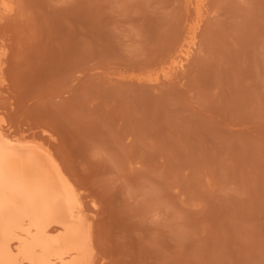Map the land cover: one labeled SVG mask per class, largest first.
I'll list each match as a JSON object with an SVG mask.
<instances>
[{
  "label": "rangeland",
  "instance_id": "1",
  "mask_svg": "<svg viewBox=\"0 0 264 264\" xmlns=\"http://www.w3.org/2000/svg\"><path fill=\"white\" fill-rule=\"evenodd\" d=\"M12 2L8 117L52 129L111 263L264 264V0Z\"/></svg>",
  "mask_w": 264,
  "mask_h": 264
},
{
  "label": "bare ground",
  "instance_id": "2",
  "mask_svg": "<svg viewBox=\"0 0 264 264\" xmlns=\"http://www.w3.org/2000/svg\"><path fill=\"white\" fill-rule=\"evenodd\" d=\"M13 9L12 0H0V19L4 16L2 14L8 15ZM2 31L0 264H116L111 263L105 248L107 245L99 232V217L104 211L100 214L98 199L90 193L93 190L87 191L90 186L85 187L86 184L83 186L75 179L66 160L55 150L52 129L30 124L28 127H15L8 117L9 108L6 109L4 101L11 98L9 94L14 89L12 84L17 76L5 73L9 68L10 52L16 50L11 49L12 38ZM185 54L180 51L172 65L181 66Z\"/></svg>",
  "mask_w": 264,
  "mask_h": 264
}]
</instances>
